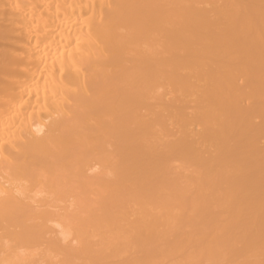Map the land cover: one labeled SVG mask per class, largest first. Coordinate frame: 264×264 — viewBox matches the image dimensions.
Wrapping results in <instances>:
<instances>
[{"label": "bare ground", "instance_id": "1", "mask_svg": "<svg viewBox=\"0 0 264 264\" xmlns=\"http://www.w3.org/2000/svg\"><path fill=\"white\" fill-rule=\"evenodd\" d=\"M0 264H264V0H0Z\"/></svg>", "mask_w": 264, "mask_h": 264}]
</instances>
